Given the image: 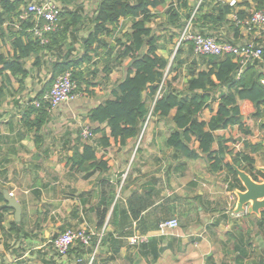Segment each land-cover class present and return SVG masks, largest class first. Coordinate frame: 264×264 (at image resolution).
I'll list each match as a JSON object with an SVG mask.
<instances>
[{
  "label": "crops",
  "instance_id": "obj_1",
  "mask_svg": "<svg viewBox=\"0 0 264 264\" xmlns=\"http://www.w3.org/2000/svg\"><path fill=\"white\" fill-rule=\"evenodd\" d=\"M24 1L27 6L21 5L22 14L19 18L14 13L11 17L9 14L2 17L5 21L0 24V53L8 57L19 52L13 46L16 39L13 35L20 29V19L24 20L29 16H25V9L30 2L41 0ZM222 1L230 4L232 0ZM236 1V5L232 7L243 14V18L237 15L241 20L249 18L257 10L256 3L252 1L248 4H244L243 0ZM56 2L62 11H78L84 19L85 23L78 27L76 40L72 43L74 51L71 54L73 59L81 58L86 51L82 40L93 29L90 19L98 3H85V0ZM191 2L195 4L194 1ZM157 13L159 14L158 11ZM234 14L229 18L235 21ZM150 25L153 27L152 23ZM234 25L229 24L215 33L238 45L254 41L264 47V43H259V40H264V31L256 28L249 30L237 21ZM131 27V19L122 17L108 39L115 42V39L123 38L131 31ZM169 27L173 31L178 30L173 26ZM178 39V36L175 37L173 43ZM68 41L69 46L71 40ZM161 43L164 48L160 49L159 54L170 57L172 42L166 39L165 43ZM66 46L62 49L63 56L68 51ZM119 47L113 52V57ZM93 49L95 50L89 52L93 56L91 63H85L82 68H90V71L98 69L95 78H87L91 82V92H81L77 99L59 105L40 128L31 125L37 119L36 114L26 121L25 110L28 101L36 97L48 82L51 76L50 63L56 59L55 55L43 51L40 56L28 58L25 66L29 70V76L24 81L10 71L0 76V89L3 90L0 101V207L8 205L6 200L1 199V193L9 190L23 209V222L18 227L10 226L15 220L12 208L5 213L4 221L0 222L5 228L7 239L10 241L15 236L27 246L32 244L41 249L57 236L55 233L60 234L67 229H88L95 235L103 233L104 241H98L94 248V258L98 254L97 259H91L89 264H207L209 258L211 264H220L219 259L225 255L234 253L236 256L230 234L236 225L249 220L256 221L259 217L234 212L237 198L235 189H229L232 177L226 170L212 173L204 157L188 160L180 155L175 156L173 148L166 144L167 138L176 128L173 121L175 109L167 117L152 114L146 120L138 139L129 138L122 144L120 140L110 138L112 144L108 147L94 144L98 147L97 157L107 161L108 170H98L88 176L84 171L73 167L71 158L75 150L81 152L84 142L93 143L100 136L97 134L91 139H84L80 136L81 128L77 129L74 123L81 119L90 123L88 112L113 96L112 92L125 79L131 64L130 59L123 62L113 60L111 72L106 73L104 59L108 57V49L103 45L98 47L96 43ZM38 57L41 58V64L34 65ZM259 63L264 66V59ZM175 86L185 88L184 83ZM225 91L226 87H221L214 93L215 99L203 111L199 117L201 120L209 121L218 111L220 95ZM148 105L151 113L154 104L149 101ZM239 105L245 124L252 133L244 134L237 125L216 130L214 135L217 141L213 144V149L218 150L223 143L234 152L247 153L256 160L257 169L264 166V149L254 153L245 143L264 142V131L260 128L264 117H252L253 105L247 100H240ZM107 134L110 135L109 129ZM194 147H199L196 140ZM105 208L108 209L107 216L104 225L100 226L101 212ZM172 219L178 220L179 227L168 230L166 234L161 233L160 223ZM133 237L145 238L143 242L148 246L142 249L143 242L132 244ZM154 239L159 242L156 248L151 243ZM9 241L0 243H4L3 247L7 249L8 258L4 264H46V261L49 264L84 263L83 258L78 259V255L73 253L72 256L61 259L55 256V261H52L45 257H28L25 249L14 257L10 255ZM158 248H162V251L154 260V253ZM260 254L262 255L261 252ZM86 255L89 254H83L84 257Z\"/></svg>",
  "mask_w": 264,
  "mask_h": 264
},
{
  "label": "trees",
  "instance_id": "obj_2",
  "mask_svg": "<svg viewBox=\"0 0 264 264\" xmlns=\"http://www.w3.org/2000/svg\"><path fill=\"white\" fill-rule=\"evenodd\" d=\"M191 1L195 4H191ZM250 1L256 3L257 10L264 9V0H243V3L248 4ZM96 3H98L97 8L90 19L93 29L89 36L82 40L86 51L81 58H71L74 51L72 43L76 40L78 27L85 23L78 11H61L56 28L44 35L46 42L35 34L36 22L32 14H29L27 19H20V29L13 35L16 37L13 46L19 52L12 57L0 53V76L10 71L24 81L29 76V70L25 66L28 58L40 56L43 51L52 52L56 57L50 63L51 76L48 82L36 97L28 101L25 110L26 121L36 114L37 119L32 121L31 125L40 128L46 124L52 111L44 96L50 91L56 78L68 71L72 73L79 92H91V82L87 78L89 76L95 78L98 69L90 71V68H82L85 63H91L93 56L89 55V52L95 50L93 46L96 43L98 47L103 45L108 49V57L104 59L106 73L111 72L110 65L113 60L123 62L125 59H130L131 64L125 79L118 84V89L112 92L113 96L88 112L87 117L93 137L99 134V140L95 139V143L84 142L81 152L75 150L71 158L73 167L84 171L88 176L98 170H108L107 161L97 157L98 147L94 144L99 143L103 147H108L112 144L110 138L120 140L122 144L129 138L138 139L150 113L149 100L154 104L153 115L167 117L174 109L176 110L173 117L176 128L166 140V144L175 151V156L180 155L188 160L204 157L212 173L226 170L232 177L229 183L230 190L238 186L240 188L237 189L244 188L228 162V155L240 168L251 173L254 179H264V173L256 169V160L249 154L234 152L223 143L219 145L218 150L213 149V144L217 141L214 135L216 130L237 125L244 134L252 133L250 127L245 124L239 105L240 100L252 103L254 109L251 113L252 117H264V86L260 82L263 65L255 60L245 65L241 71L242 64L233 55L199 56L195 54L193 44L189 41L181 44L176 52H172L173 56L170 59L159 54L160 49L164 48L161 43L162 35L150 25L156 18L158 9L167 6L166 24L179 30L169 36L168 40L173 43L175 37L185 29L190 20L192 32L216 36V30L229 24L235 26V21L229 18L230 15L236 13L243 18V14L241 12L239 14V11H235L229 3L222 0H97ZM0 4V24L5 21L2 19L5 14L11 17L14 13L13 15L19 18L22 14L21 5L27 6L24 0H2ZM122 17L131 19V31L123 38L110 42L108 38L112 36ZM235 28L238 30L237 27ZM69 39L71 43L68 46ZM259 41L260 44L264 43V40ZM65 45L68 51L63 56L62 49ZM117 46H120L119 50L113 57ZM40 64L41 58L38 57L34 65ZM182 76L185 78V88L179 89L174 82ZM84 84L87 86L84 87ZM221 87H226V91L220 95L218 111L209 121L201 120L199 117L211 106L215 99L214 93ZM2 94L3 90L0 89V101ZM35 100L41 101L40 107L33 105ZM260 128L264 131V121L261 122ZM107 129L110 130L109 136ZM80 136L82 137L81 132ZM195 140L199 142L198 148L194 147ZM245 144L254 153L264 149V142ZM1 199L5 201L3 192ZM11 210L7 204L0 207V222L4 221L5 213ZM107 212V208L101 212L100 226L104 225ZM22 222L23 220L20 222L13 220L10 226L18 227ZM243 224L236 225L230 234L233 250L237 253L235 261L239 264H243L249 257L254 226L260 231L264 230V211L256 221L249 220ZM104 237L103 234L101 243ZM97 242L96 235L91 245L85 246L79 243L71 248L69 253L78 255V259H81L82 254H90L92 249L94 250ZM151 243L156 248L159 242L154 239ZM141 244L142 249L148 246L145 242ZM155 251L154 260L158 258L162 248ZM209 259L207 264H211ZM46 264L49 262L46 261ZM260 264H264V256L261 257Z\"/></svg>",
  "mask_w": 264,
  "mask_h": 264
},
{
  "label": "built area",
  "instance_id": "obj_3",
  "mask_svg": "<svg viewBox=\"0 0 264 264\" xmlns=\"http://www.w3.org/2000/svg\"><path fill=\"white\" fill-rule=\"evenodd\" d=\"M236 2V0H232L230 5L235 6ZM61 11V6L56 0H41L30 2L24 13L25 16H28L29 14L34 16L36 22L35 34L41 38L43 42H46L47 40L44 38V35L56 28ZM234 19L238 24L249 30L256 27H264V9L254 11L252 15L245 20L239 19L235 13ZM191 22L192 21L190 20L185 27L184 32L179 37L177 47L184 42L189 41L193 44L194 52L197 55L215 57L233 55L241 62V71L249 62L263 60L264 47L258 45L256 42L247 41L243 45H238L234 42L226 41L217 35H203L198 32H192ZM260 82L264 86V66L262 67ZM81 94L82 93L78 91V86L72 77V73L68 71L56 78L50 91L45 94L44 100L49 102V109L53 111L62 103L77 99ZM33 105L40 107L41 101L35 100L33 101ZM151 115L152 112L149 114L147 121ZM81 135L84 139H91L93 137L91 125L88 122L81 124ZM178 227L179 222L177 219L163 221L159 225L160 232L163 234H166L170 229H176ZM94 236H96L95 233L88 229H67L65 232H62L53 238L51 243L58 255L61 257H67L71 248L75 247L77 244L80 243L85 246L91 245ZM97 236L99 237L98 241L100 242L103 233ZM145 240L146 239L143 237H133L131 243L139 244ZM93 259L94 256L92 257V260Z\"/></svg>",
  "mask_w": 264,
  "mask_h": 264
},
{
  "label": "rangeland",
  "instance_id": "obj_4",
  "mask_svg": "<svg viewBox=\"0 0 264 264\" xmlns=\"http://www.w3.org/2000/svg\"><path fill=\"white\" fill-rule=\"evenodd\" d=\"M87 2L88 3H95V2H97V0H85V3H87ZM165 11H166V7H160L158 9L159 14L157 13L156 18H154L153 21L151 22L153 24V27L156 28V30L158 32H160L161 34L163 33L162 37H164V38L162 41H164V43L166 42V39H169L168 36H170V33L174 32L172 30V27H169V25L166 24ZM256 29L259 31H262V32L264 31L263 30L264 27H256ZM184 30L180 31L178 38L184 32ZM176 31L179 32V30H176ZM177 43H178V41L175 43H172V49H171V45L169 44L170 45V57H169L170 59L173 56L172 52H175V50L177 48ZM187 44H189V43H187ZM170 77L171 76H169V78ZM183 83L185 85V78L183 76L179 80L174 82V84H178V85H183ZM148 103H149V101H148ZM83 123H84V121L81 119L78 123H74V124H75V127L77 129H79V128H81V124H83ZM147 127L145 128L144 133H146ZM243 226H244L243 228L245 230L246 229V223L243 224ZM58 234H59V232L55 233V235H58ZM55 235H53V237ZM16 238L17 237L13 236L10 238V241H9L7 239V236H6L5 228H3L2 224L0 223V240L10 242V244H9L11 246L10 255H14V257H17V256H19V254L22 250L26 249L28 251V254H29L28 257H31V258L45 257V258L51 259L52 261H55L54 260L55 256H57L58 259L66 258V257H61L60 255H58L55 252L51 241L47 242V244L43 248L38 249V248L33 247L32 244L27 246V244L25 242H22V240L20 241ZM251 239H252L251 240L252 245L249 246L250 254H249V257H247L245 259L243 264H260L261 263V257L264 256V230L260 231V229L257 226H254V230H253ZM1 241H0V243H1ZM17 243H19V244H17ZM3 244L2 245L0 244V264H4L6 262V259L8 258V255L6 253L7 249L4 248L5 246ZM94 250L92 249L91 255L89 254V255H86L85 257L83 256V254L81 255V257L84 259V264H89L92 257L95 255ZM260 252L262 253V255L260 254ZM97 255L95 256L94 261H96ZM68 256H72V254L69 253ZM219 260H220L219 261L220 264H239L235 261L234 253H232V255H225L222 259H219Z\"/></svg>",
  "mask_w": 264,
  "mask_h": 264
},
{
  "label": "water",
  "instance_id": "obj_5",
  "mask_svg": "<svg viewBox=\"0 0 264 264\" xmlns=\"http://www.w3.org/2000/svg\"><path fill=\"white\" fill-rule=\"evenodd\" d=\"M177 49L178 47L176 50ZM228 162L232 166L233 170L237 173L238 178L244 188L234 190L237 198L234 212L236 214H255L258 217H261L262 212L264 211V179H254L251 173L240 168L230 155H228ZM257 170L264 173V166L257 167ZM4 197L8 203V206L14 209L15 221L20 222L22 220L23 212L21 203L9 190L4 191Z\"/></svg>",
  "mask_w": 264,
  "mask_h": 264
}]
</instances>
